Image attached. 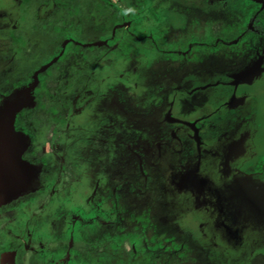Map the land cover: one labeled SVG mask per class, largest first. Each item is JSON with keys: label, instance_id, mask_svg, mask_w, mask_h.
<instances>
[{"label": "flooded vegetation", "instance_id": "af4514ba", "mask_svg": "<svg viewBox=\"0 0 264 264\" xmlns=\"http://www.w3.org/2000/svg\"><path fill=\"white\" fill-rule=\"evenodd\" d=\"M43 1L26 6L24 16L26 1L12 0L13 23L1 22L9 30L0 37L7 48L0 61V102L22 87H31L32 99L13 117L14 132L28 142L20 175L27 187L0 206V217L16 218L0 229V264H22L25 255L26 264H197L189 258L193 254L205 264L220 251L217 240H208L206 225L222 229L228 240L252 223L264 229V0ZM35 8L43 21L38 22L43 25L46 18L50 26H34ZM27 18L31 25H24ZM18 22L23 25L16 27ZM93 25L97 31L88 28ZM17 28L24 34H16ZM67 30L84 33L97 46L73 50L75 72L66 85L57 84L49 103L43 96L48 78L40 88L34 75L62 56ZM34 37L40 40L38 50L45 39L55 54L29 69ZM191 61L189 73L173 81L165 77L171 83L167 89L158 84L164 93L180 91L174 92L177 100H168L171 106L163 107L161 98L135 110L130 87L139 85L142 96L152 95L144 71L156 65L187 67ZM204 89L210 93L200 109L195 100ZM180 99H191V116L172 114ZM155 123L159 129L133 131ZM69 126L72 152L61 153L55 144L57 150L49 151L48 140ZM251 135H259L256 149ZM98 158L104 166L89 183L84 169ZM124 161L129 167L118 169ZM144 167L150 172L165 167L159 173H165L162 193L154 199L172 210L168 216L161 205L148 219L129 210L136 204L128 201L147 195L152 186ZM61 181L63 191L53 197ZM81 188L84 195L77 201ZM46 195L51 199L40 202ZM177 200L187 207L180 205L172 215ZM124 201L130 208L121 210ZM29 207L36 210L28 217Z\"/></svg>", "mask_w": 264, "mask_h": 264}, {"label": "rangeland", "instance_id": "374dc122", "mask_svg": "<svg viewBox=\"0 0 264 264\" xmlns=\"http://www.w3.org/2000/svg\"><path fill=\"white\" fill-rule=\"evenodd\" d=\"M25 1L26 3L23 2L22 6L20 5L21 8L23 9L22 15L24 16L28 14V10H29L28 8L26 9V6L31 7L32 4L39 6L41 3L44 2L43 0H25ZM62 1L65 4L71 3V0H62ZM12 3H13L12 0H0V37H2V35H6L8 32L7 30H9L8 29L9 26L5 27L2 25V23L9 24V25H12L13 23L12 18L10 17V12H9V10L12 9ZM34 15L38 16L39 18V20L36 19L37 23L35 22V19H32V22L35 23L34 26L36 25L46 26V24L50 26L51 21H47L46 18H44L45 23L43 25L39 23L43 21L41 19V16H39V14L37 15L36 8H35ZM22 21H24V25H31L30 23L31 21L29 20V18L22 19ZM86 22L88 23L89 21L86 20ZM18 25L21 27L23 23L20 22L19 24L18 22L16 27ZM88 28L92 29L93 31L98 30L97 25H93ZM17 29H19L20 31H14L16 34H19V35L24 34L23 28L22 29L17 28ZM64 36H67L69 41L66 43L63 50H62V45L68 39H64L63 42H61L60 51L62 50L63 52L62 56L58 60L56 59V61H53V59H51L52 61L49 60V62L45 64V67L42 70H38L37 73H35L34 75V81L37 82V84H39L40 88L42 87L41 84H43L42 83V80H44L43 78L45 79L48 78L47 81L45 80L46 85H47L48 95L45 93L43 96H44V99H46V101H48L49 103H53L52 101L54 98L50 97V95L56 92L55 90H57L58 88L57 84L61 85L63 83V85H66L67 81L71 78V76L69 75L75 72L72 69L73 68L72 65L73 63L77 62L76 58H78V55H77V52L73 50L75 49L84 50L85 49L84 51H87V50L90 51L92 48L97 46L95 45V43L90 42L93 39L86 38L84 36V33L83 35H80V34L78 35L74 30H67V31H64ZM34 38L37 40H33V42L29 45L31 46L29 49L30 58L27 62L29 69L30 67L34 68L37 64H40L42 62L41 59H46L50 55L55 54L53 50H50L49 48L50 44L45 39L42 40L43 44L41 48H39L38 50L40 40H38L39 38L37 37H34ZM59 40L60 39H57V41ZM5 49L7 48L4 45V43H0V61L2 59L1 57L3 56L2 53H4L3 51H5ZM35 53L36 55H34ZM20 56L22 57V54ZM81 62L83 61L81 60ZM193 66L194 65L192 64V61H191L189 62V64H187L188 68L184 66L180 68L179 64L167 66L164 68H162L159 65H156L155 66L156 69L152 68L149 71L147 70L146 72L144 71L142 78L145 84L149 83V80H150V85L152 87L151 89L152 95L142 96L140 92L142 91V87L139 85L137 88H136V85H133L134 89L130 87L128 89V93L132 97L131 101L135 103L134 105L135 110L139 109V106H141L142 108L144 106H147L146 103L144 102L149 101V100L153 103H157L156 101L162 98V100L164 101L163 104H165L163 107H166V105H170V102L168 101L170 98L173 100H177L178 97L177 98L175 97L177 94H175L174 92L180 93V91H173L171 89L169 90L168 93H164L162 89H160L158 84L162 81L166 85V88L164 89H167L168 84L171 85V83L169 79L165 78L166 76L171 75L169 77L170 80L171 81L176 80L180 75H182L183 72L184 73H186V71L188 72L191 67L193 68ZM8 68H11V67L10 66L5 67L6 71H5L4 78L6 79L9 78V74H10V72L8 73L7 71ZM55 70H57L55 75H51L52 72ZM163 73L165 75H163ZM61 74H63L62 77H61ZM61 78H62V82H61ZM30 90H31V87L29 88L22 87V88L15 89L13 92H10L9 94L3 96L0 102V206L10 202L15 197L20 196L27 187V184H25V178L20 177V175L24 173L22 166H24L26 163L25 161L22 160V153L25 147L27 146L28 142L26 139L22 138L20 135L14 132L15 130L13 127V117L15 113L21 107L28 106V105L30 107V104H31L29 102L31 98ZM206 90L207 89L200 91L199 99L195 100V103L198 104L197 106L200 109L202 108L200 104L204 102V97L205 96L208 97L210 93V92L204 93ZM135 93H136V96H135ZM149 97H152V98L149 99ZM61 99L62 98L60 97L59 100ZM72 100L73 98L71 99V101ZM210 100H211V96H210ZM189 102H191V99L188 101L180 99V101H178L177 104L175 105L176 109L172 111V114L174 115L175 113L180 117H183V116L188 117V114L189 116H191V113L195 112V108L193 106H189ZM69 104L71 105L72 102H70ZM69 111H73L72 107L71 109H69ZM69 111L65 110L63 114L66 116L67 113H69ZM67 119L71 121V118H69L68 115H67ZM153 129H159V126L155 123L149 126H138L137 125V127L136 126L133 127V131H138V132L139 130L151 132V130ZM70 130H71V126L67 127L66 130L63 131V133H60L58 131L59 133L58 135L55 136V139L52 140L53 142L51 140H48L49 144L47 145V148L49 149V151H56L57 149L59 151L60 149L61 153L62 152L65 153L66 151L71 153L72 151L70 147H71L72 142L74 141L73 139L75 136L72 134ZM129 134H130L129 131H126L124 133V136L127 137ZM258 137L259 135H255V136L251 135V138H250V144L254 146L255 149L257 148V144H259L260 142L259 140L260 138L258 139ZM54 144L57 147L56 150H54L53 148ZM98 148H99L98 149L99 151H102V149H100L101 148L100 146ZM238 149L239 151H247L245 150V148H242L241 146H238ZM103 160H104L103 158L90 159L89 162L86 164L88 168L84 169V172L86 174L85 180L87 182L90 183V181H92L91 176L92 177L94 176L93 175L94 172L96 173L103 168L104 165L101 164V162L103 163ZM129 165H130L129 162L125 163L124 161L118 167V169H124V167L127 168L129 167ZM164 170H165V167H160V169L152 171V172H155L154 176H149L152 174V172H150L146 167H144L145 175L150 178V181L152 183V186L149 192H147V195H151V196L148 197L147 195H144L140 197V196L134 195L133 198L131 199L132 202L131 201H128V202L135 203L136 206L134 208L133 207L130 208L124 201L125 203H122L120 205L121 210H123L125 206V208L127 209L130 208L129 210H136V214L140 215V217L143 216L145 219H148V218L154 217L155 214H157L160 211V207L162 206L163 211H164L163 213L168 216L167 213L172 212V210L166 207V204L164 201H161V204H160L158 200L154 199V198H157V196L162 193L161 191L162 184L160 183V181H163L162 176H165V173L162 176L159 173ZM166 170H169V168L166 167ZM59 185L60 186L62 185V181L54 187V191L52 192L53 197H56L57 195L61 194V192L63 191L62 189L58 188ZM151 190H153V194ZM83 195H84V190L81 188L80 192L74 198H76L77 201H80ZM51 197H52L51 195L50 196L46 195V197L42 198L40 202L45 201L47 198L51 199ZM146 197L148 198L144 201V204H147V205H145V207L143 208V205H144V204L142 205L143 199H145ZM177 201H178L177 203L178 205L176 204L177 206H175L176 211L174 210L175 213L173 214L171 213L172 215L176 214L177 210L182 207V206L180 207V205H183L186 203V201L185 202L184 201L181 202L180 200H177ZM179 201L181 203H179ZM183 207H187V205H183ZM34 210H36L35 207H32V208L29 207V210H28L29 212L27 216L29 217ZM109 211H111V209H109ZM36 213H38V211H36ZM180 213H181L180 217L185 218L184 212L182 211ZM110 215L112 216V213H110ZM33 217H35V215ZM197 217H198V213H197ZM0 218H1L0 219V229L6 228L8 223L13 224L16 221L14 214L13 215L7 214L5 216L2 215ZM184 222L186 221L184 220ZM254 225L255 223L249 224L248 227H246L244 233H241L240 236L233 238V239L231 238L230 240L226 239L222 229L215 228L211 224L206 225L205 226L206 232H207V235L209 236L208 240L210 239L217 240V243L220 246V251L218 253V257L209 255L207 257V263L205 264H264V229L260 227H254ZM193 256L191 255L189 256V258L192 261H195L197 264H203L199 261L198 258H196L197 256L195 254H193ZM21 260H22V264H26V255L24 257L22 256Z\"/></svg>", "mask_w": 264, "mask_h": 264}]
</instances>
